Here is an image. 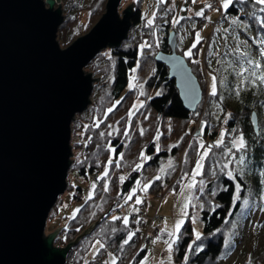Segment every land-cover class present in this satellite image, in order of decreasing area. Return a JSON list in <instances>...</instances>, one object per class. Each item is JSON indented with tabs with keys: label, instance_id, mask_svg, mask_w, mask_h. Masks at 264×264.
<instances>
[{
	"label": "trees",
	"instance_id": "trees-1",
	"mask_svg": "<svg viewBox=\"0 0 264 264\" xmlns=\"http://www.w3.org/2000/svg\"><path fill=\"white\" fill-rule=\"evenodd\" d=\"M155 1L158 4L157 0H136L134 8H137V10L134 13L132 30L129 33L128 39L123 43V46L121 45L119 48L110 49L112 51V58L115 62V73L112 76V84L109 88V103H105V105L100 101V105L97 107L96 104L92 105L84 114H78L77 118H75V121L72 123L74 128L72 131L74 137L73 143L75 138L78 139V137L81 136L80 133H83L86 129V138L84 141L87 149L85 154L83 153L84 147L81 143H76V145H74V150L78 148L79 152L76 157L73 153L75 160L71 161L72 170L70 174L72 175V173H75L76 177L86 180H89L91 176L94 178L96 175L99 181L97 182L95 180L96 192L94 197L89 202H86V204L79 209V213L76 214L75 218L61 229L62 233L56 238L54 243L67 246L73 243L77 237L79 238L87 228L89 229L92 226V224L99 221L94 232L88 233V235H86L75 247V251L78 253L77 261L82 264H87L99 257L106 258L109 253L115 254L118 261L117 264H124L125 261H129L131 264H141L149 253L148 249L141 247V241H143L142 234L146 230L147 221H149V219L136 218V213L134 212L133 215L129 217L128 225L125 226L122 217L117 220H113V217H117L115 214L121 211L122 206H126L128 202L131 203L136 201L137 197H143L144 203L146 196L158 198L166 191L168 192L177 187V189H179L182 186L181 181L185 177L180 175L179 178H176L177 174L175 172L170 173L169 176L157 174L158 170L163 167V164L165 165V161L173 159L175 152L169 153L163 150L158 152V141L155 142L150 140V136H152L156 126H145L143 128L145 130L143 132L145 133L143 140L146 139V137H148V140L139 143V147H135L134 145L136 141L139 140L136 137H132L134 135L133 132H131V130L129 131L130 133L126 131L130 114H128V106L124 104L128 98L132 97L133 93H136L134 92V88L128 90L132 73L138 71L136 80L140 81L139 74L146 70V68H142L141 71L142 54L153 48L160 52L164 51V53L172 52L174 42H170V37L174 34L175 38H177L176 48L178 46V40L180 39L179 32L181 27L178 25L173 26L172 23V19H174L173 13L175 11H173L171 0H167L165 4H158V8L155 11V21L158 20V22L155 26H147L145 24V21L148 19L146 13L154 9L153 2ZM97 2L100 1L98 0ZM101 2L103 3L102 6H99V3H92L91 5L93 10L92 21L95 17L97 18L88 26V29H91L98 18L100 19L106 12L104 0ZM77 3L78 2L74 0H64L63 6L64 12L66 13L65 23L61 25L59 33L66 46L75 38L73 32L68 30V25L72 23V20H75L73 15L75 10L80 9L76 5ZM262 7H264V5L256 4L254 0H233V4L227 9V12H225L229 15L227 21L231 17L235 18L237 26L239 24L244 25L245 28L257 34L258 39L264 41V11H261ZM164 8L166 14L160 15L159 11ZM168 9H171V11H167ZM167 14L168 16H166ZM166 17L169 19L167 20ZM223 24L224 23H222L221 28ZM88 29L80 35L88 33ZM133 37L136 38V40H141H137L138 42L135 41L132 45L131 41H134L132 40ZM151 37H154V39H151ZM153 40H155L154 43ZM212 40L213 39H211L208 44V49L205 52V57L207 58L206 68H210V72H213V68L209 66L210 63L208 64V56L213 48V46L210 45ZM99 56H102V54L100 53L98 57ZM153 59L155 62L151 70L154 69L155 71L147 80L149 88L157 92L147 101V107L150 108L153 115L156 114L162 119H167L174 125H177V121L190 122L192 118L197 117L198 112H203V108H205L206 112L204 114L206 117L204 120L207 122L206 128H208V126H213L214 130L218 131L224 125L228 132L225 137L228 144H231L233 139L239 137L242 132L248 146L244 153H238L236 157L237 160H239V157L243 154L245 156V163L241 165L242 169L240 171L236 170L234 180L228 177L227 170L223 167L224 160L227 158L225 156L227 152L223 151L224 148L220 147V149L214 150L215 152L209 151L210 154L206 158L203 175L201 174L199 177L212 181L207 191H205L204 196H201L204 202L208 198L213 201L212 203L209 201L207 204L204 203L205 206L201 212L204 226L203 235L200 240H195V237H193V226L186 224L180 232V239L173 245L175 248V258H177L176 264H219L220 259L222 261L224 259L222 254L225 248L226 235L223 234V231L230 225L234 216L238 214L241 206H243L239 202L234 203V197L237 194L236 184H240L243 193L246 192L247 189L249 191V187L251 186L248 187V184L253 182L259 184L257 180V178L259 179L258 173L261 171V165L264 163V129L260 126V131L257 133L252 123L253 118H251V116L254 111H257L258 115L263 113L264 93H259L258 95L250 92L245 93L237 101L232 102L230 99L226 98V93H224V90L222 91L221 88L217 96L213 97L211 94L207 93L208 89L201 83V87L204 90V100L198 106L197 113H189L185 110L182 104L183 102L180 100V91L176 87V80L174 81L170 78V70L165 64L159 65L157 64V60H155V58ZM92 65H94V61L91 66ZM194 70V72H197L198 76L201 74L198 68L195 67ZM217 78H219V76H217ZM227 81H230V79H227ZM117 102L119 105L113 107ZM109 109L112 111H109ZM219 111H223L222 113L226 114L222 115L221 113L220 120L215 121L214 116ZM229 112L232 114V117H229ZM138 113L139 114L135 115L131 121V123L136 126H139L138 123L141 121L144 123L152 121L149 119L151 116L146 118L140 111ZM112 115H114V117L109 121V118H107V120L104 118L105 116L108 117ZM227 115L229 120L227 119V122L223 123ZM122 116H124L125 119L124 122H122V127L120 128L119 125L115 127L121 130L115 132L114 126L111 124L117 123L116 121L118 118ZM140 116H142L141 121ZM80 120H82V122H80ZM103 126H109L111 132L114 131L111 138L101 141V137L95 139L96 136L94 132L93 135L89 133V128L93 127L94 130L100 131V128H103ZM138 131H140V129L135 128L136 134H138ZM219 131L212 134L211 138H214ZM206 132L205 136L207 137L210 132L208 129H206ZM163 136H165V134ZM134 153L138 155L136 160L133 159ZM141 153L150 159L146 162L142 161ZM216 156H218V158H216ZM220 156H223L222 159ZM126 158H128V161ZM140 162H144L143 168L138 171L134 170ZM187 163L188 166L184 167V170L188 172L190 165L193 164L190 160ZM234 164L235 162L232 165V170ZM172 169H169V172L172 171ZM105 172L108 173L107 177H104ZM184 174L186 175V173ZM157 176L161 177V179H155ZM68 180L70 182V179ZM69 182L68 188L71 187ZM149 182H151V186L148 188L147 192L142 191L143 185ZM256 188L257 191H259V187L256 186ZM78 191V194H81L83 189L78 188ZM129 195H132L131 200L127 199ZM52 214H50V216ZM129 232H135V235L132 236L128 244H124L123 241L127 239ZM98 240L103 243L105 247L101 248L98 256H95L93 259H88L92 245ZM259 254L261 258L264 255V250ZM253 264L256 263L254 262Z\"/></svg>",
	"mask_w": 264,
	"mask_h": 264
},
{
	"label": "water",
	"instance_id": "water-1",
	"mask_svg": "<svg viewBox=\"0 0 264 264\" xmlns=\"http://www.w3.org/2000/svg\"><path fill=\"white\" fill-rule=\"evenodd\" d=\"M124 0H109L107 12L87 35L67 49L57 36L64 24L63 0H0V264H65L69 252L98 222L64 248L61 228L45 233L59 198L68 191L73 160L72 123L91 106L95 81L85 68L104 50L129 37L134 5L120 16ZM160 52L189 113L203 102L188 59ZM256 132L259 118L252 113Z\"/></svg>",
	"mask_w": 264,
	"mask_h": 264
},
{
	"label": "rangeland",
	"instance_id": "rangeland-1",
	"mask_svg": "<svg viewBox=\"0 0 264 264\" xmlns=\"http://www.w3.org/2000/svg\"><path fill=\"white\" fill-rule=\"evenodd\" d=\"M74 1L78 2L76 5L80 9L75 10L73 14L75 20H72V23L68 25V30L73 32V34L75 35V38L73 37L74 40L70 42L68 46L73 45L78 38H81L91 32L93 27L102 18H98L97 22L92 25L91 29H88V26H90L91 23H93V21H95L97 18L95 17L92 21V3H99V6H102L103 3L101 1L103 0H99L100 2H97L98 0ZM108 1L109 0H104L105 10ZM135 2L136 0L122 1L119 11L121 18H123L122 15L124 11H127V8H129V6H135ZM153 3L154 9L146 13L148 18L147 21L153 18V13L158 8V4L156 3V1ZM171 4L173 6V11H175L173 13L174 19H172L173 26L178 25L179 27H181V30L179 32L180 39L178 40L176 53L179 56L188 59L187 62L189 66L191 67V69H193V73L199 79L200 85L201 83H203L206 86V89H208V94H210L211 90L212 76H215L217 79V92L221 88L222 91L224 90L223 92L226 93V98L230 99L232 102L237 101L245 93L250 92L256 95H258L259 93H264V86L253 87L251 84H249L244 90L240 91L239 96L236 94L237 86L240 84V77L237 75V73L242 71L243 68L248 67L247 59L259 61L261 64L264 63V56L260 55L261 49H264V41L258 39L257 34H254L250 30L245 28L244 25L239 24L237 26L236 24H233L232 21L235 20V18L233 17L229 18L228 21L226 20L223 24V27L220 28V26L218 25L219 22L217 21L221 16L220 13L223 8L221 7V3L219 2L211 4V0H197L196 3H192V0H187V2H185V0H171ZM208 4H210L212 7H206V5ZM216 9H219V11H217ZM136 10L137 8H135V11ZM199 11H203L204 16L210 19H205L200 16H197L196 13ZM165 13V8L159 11L160 15H165ZM65 14L64 17L66 16ZM166 16H168V14ZM166 18L167 20L169 19L168 17ZM177 19L179 20V23H175ZM155 20L156 19H154L153 24L151 26H155L157 24L158 20ZM147 21H145V24L149 26ZM87 29L89 30L88 33L80 35ZM197 33H200L203 39L195 48H193V43L195 41ZM151 39H154V37H151ZM211 39L213 40L210 45L213 46V48L210 51V55L208 56V64L210 63L209 66L213 68L212 71L214 73L209 71L210 68H206L207 58L205 57V52L208 49V44L210 43ZM57 40L58 43H60L61 45V49L65 50L68 48V46L64 44L60 33L57 36ZM132 40H134L131 41L133 45L135 41L138 42L137 40L141 39L136 40V38L133 37ZM154 41L155 40H153V43ZM121 45L123 46V44ZM110 49L111 48L104 50L103 53H101L102 56H97L98 58L96 57L93 60L94 65L91 66L93 62L92 61L90 65L85 68V72L89 75L92 74L91 76L95 81V86L92 93L93 96H91V106L96 104L97 107L98 105H100V101L102 104L109 103L108 93L109 88L112 84V76L115 73V62L112 58V51ZM189 50L192 51L191 57H188L186 55ZM159 53V50L153 48L152 50L146 51L144 52V54H142L141 71L142 68H146V70H144L145 72L143 71V73L139 74L140 81L136 80V74H138V71H135L131 75L128 90L134 88V92L136 93H133L132 97L128 98L126 103L124 104L125 106H128V114L131 113V115L129 116V122L127 126L128 128L125 129L127 132H129L130 130L131 132H133L134 135L132 137H136L139 140L136 141L134 145L135 147H139V143H141L142 141L146 142V140H148V137L143 140L145 133L141 134V130H143L144 132L145 130L143 128L145 126H156V129L154 130L152 136H150V140H153L155 142L158 141V152L161 150L169 153L175 152V156H173V159H171L170 161L169 159L165 161V165L163 164V167L158 170L157 174L159 173V175L162 174L169 176L170 173L175 172L177 174L176 178H179L180 175H183L185 177L181 181L182 186L179 189H177V187L173 190H169L168 192L166 191L164 192V194H162V196H159L158 198L149 196L150 199L145 202L146 206H144L143 202L140 204H136L135 201L131 203L128 202V204L124 207L122 206L121 211L116 213L115 215L117 217H122V219L124 217H127L129 221V217H131L130 214L134 212L136 213L137 218L140 206L143 205L144 209L146 210V217L149 219V221L150 219H154V216L156 214L159 217L161 216L163 218L161 220V228H163V230L165 229V227H167L168 231H171L174 228L175 223L183 219L184 223L182 225L181 230L185 227L186 224H189L193 226V237H195L196 232H199L202 237L204 226L202 220L203 215L201 214V212L205 204L208 203V201L210 203H212L213 201L209 200L208 198L204 202L203 198L201 197L204 196L205 191H207V188L208 186H210L212 181L209 179L206 180L199 178L201 174L195 175L194 177L198 162L201 161L200 153L204 152V150L209 148V146H211L210 151L213 152H215L214 150L216 149H220V147L216 146V143L220 139L222 133L225 134L224 145L221 146L224 148L223 151L227 152V149L232 146V142L231 144H228L225 139L226 133L228 132L226 131L224 125L219 129L220 131L218 130L219 133L214 138H211L212 134L217 133L218 131L214 130L213 126H208V128H206L207 122L204 120L206 117V115L204 114L206 112L205 108H203V112H198L197 117L192 118L190 122L177 121V125H174L167 119H162L156 114H152L150 108L147 107V101H149V99L157 92L149 88L147 80L155 71L154 69L151 70V67H153L155 62L153 58H155L156 60V57ZM245 53L247 54L246 57L244 56ZM168 54H171V51ZM193 67H196L200 70L199 72L201 74H199V76L197 75V72H194L195 70ZM245 75H247V73H245ZM217 76H219V78H217ZM227 79H230V81H227ZM141 104L143 106H141ZM118 105L119 104L117 102L113 107H116ZM139 111L144 114L143 116H146V118H149L151 116V118L149 119L152 121L144 123L143 121H141L142 116H140L141 122L138 123L139 126H136L135 124L131 123L134 116L139 114ZM222 112L223 111H219L215 114V121L220 120V115ZM254 112L257 113V111ZM225 114L226 113H222V115ZM229 114L231 113L229 112ZM124 116L118 118V120L116 121L117 123L111 124L114 126L115 132L121 130L115 127L116 125H119L120 128L122 127V122H124L125 120ZM257 116L259 118V127L262 126V128L264 129V111L260 115H258L257 113ZM113 117L114 115L108 117L105 116L104 118L106 120L107 118H109V121L113 119ZM227 117L228 115L226 116V119L223 123L227 122ZM80 122H82V120H80ZM135 128L140 129V131H138L139 136L135 133ZM206 129H208V131L210 132L207 137L205 136V134L207 133ZM114 131L111 132L109 126H103V128H100V131L94 130L93 127L89 128V133L93 135L94 132L96 136L95 139L101 137V141L111 138ZM84 132L80 133L81 136H79L78 139L75 138L74 143V137L72 135L73 139L71 140V148H73L74 150V145H76V143H81L84 147L83 153L86 154L87 148L85 145L86 143L84 141L86 138V129L84 130ZM164 134L165 136H163ZM157 137H159V139H157ZM201 142H203V148L200 147ZM78 152L79 149L76 148V150H74L73 152L75 157L77 156ZM238 153L240 152H236V150L233 149V154L236 157L238 156ZM209 154L210 152L208 151L207 156L202 161V175L204 171V166L206 165L205 161ZM133 155V159L136 160L138 157L137 153H134ZM225 156L227 158L226 160H224V164L228 163L229 159H231V157L227 154H225ZM72 158L73 160H75L74 156ZM216 158H218V156H216ZM126 159L128 161V158ZM189 160L193 165H190L189 171L187 172L184 170V167L188 166L187 162ZM144 162H140L138 163V165H142L141 168H143ZM233 163L229 165V168H226V172L231 170L234 175L236 173V170L240 171L242 169V166L235 162L232 170ZM169 169H172V171L169 172ZM261 172H264V163L263 165H261V171L258 173L259 179L257 178V180L259 181V184H255V182L248 184V187H251H249V191L247 189L244 193L242 192L241 188L239 190L236 189V192L238 191L239 199H236L234 197V203L239 202L243 206H241V209L239 210L238 214L234 216L230 225L226 227V229L223 231V234L226 235L224 244L225 248L223 249L222 254L224 259L223 261L220 259L219 264H253L254 262L256 264H264V255L260 258L261 255L259 254L261 251L264 250V176L261 175ZM184 173H186V175ZM68 179H70L69 183L71 187L68 188V191L65 192L64 195L59 198V203H57V205H55L54 209L52 210L53 214L49 216L47 222L48 225L45 230L47 236L53 234V232L60 228L62 229L66 224H69V221L73 220L76 214L79 213V211L77 212L76 210L80 209L84 204H86V202H89L94 197V194L96 192V182L92 176L89 178V180H86L78 178L76 177L75 173H72V175L69 174ZM190 184L193 185V187L189 188L188 185ZM93 185H95V189H93ZM255 185L259 187V191H257ZM78 188L83 189L80 199L77 198V194L79 192ZM139 198L143 201V197ZM188 198H190V200ZM244 200L248 201L247 205L243 203ZM186 202L188 203V207L186 210H184L185 214L182 215V209ZM149 221H147L145 231H147L148 229ZM163 230L160 239H158V241L156 242V247L151 248V250H149V253L147 254L144 261L141 262V264H176L177 258H175L174 254L175 248L173 246L172 253H168V245L166 241H168L169 237L166 233H164ZM145 231L143 232V234L145 233ZM57 246L60 247L61 245L55 243V247ZM62 247L64 248L66 246ZM96 248H99V244H97V242L92 245L89 251L90 254L88 259L95 258ZM163 255H165V257H163ZM112 257L116 258L115 254L109 253V255L106 257V260L107 262H109V264H111ZM117 262L118 261L116 258V264Z\"/></svg>",
	"mask_w": 264,
	"mask_h": 264
},
{
	"label": "snow or ice",
	"instance_id": "snow-or-ice-1",
	"mask_svg": "<svg viewBox=\"0 0 264 264\" xmlns=\"http://www.w3.org/2000/svg\"><path fill=\"white\" fill-rule=\"evenodd\" d=\"M158 4H165L167 3V0H157ZM185 2H187V0H185ZM197 0H192V3H196ZM254 3L256 4H260V5H264V0H254ZM233 4V0H221V7L225 10V12H227V9ZM206 7L211 8L212 6L210 4L206 5ZM217 11H219V9H216ZM167 11H171V9H168ZM261 11H264V7L261 8ZM166 14V13H165ZM197 16H200L202 18L205 19H210L208 17L204 16V12L203 11H199L196 13ZM155 19V12L153 13V18L149 19L147 21L148 25L151 26L153 24V21ZM175 23H179V20L177 19L175 21ZM233 24H236L237 21L233 20L232 21ZM203 37L200 35V33L196 34L195 37V41L193 43V48H195L201 41H202ZM150 46V45H149ZM186 55L188 57L192 56V51L189 50ZM260 55L264 56V49H261L260 51ZM244 56L246 57L247 54L245 53ZM247 64L248 67L243 68L242 71L238 72L237 75L240 77V84L237 86V91L236 94L239 96L240 91L244 90L249 84H251L253 87H262L264 86V64H261L259 61H254L252 59H247ZM245 73H247V75H245ZM143 94V93H142ZM159 94V93H158ZM210 94L215 97L217 96L218 92H217V79L215 76H212V83H211V90H210ZM141 106H143L141 104ZM109 111H112L111 109H109ZM131 115V113H130ZM229 117L231 116V114H228ZM141 134H143V130H141ZM224 133L221 134L220 139L217 141L216 146L217 147H221L224 145ZM157 139H159V137H157ZM178 146V145H177ZM200 147L203 148V142H201ZM247 143L244 139L243 133L241 132L239 137L235 140H233L232 142V146L230 148L227 149V155L231 157V159H229L228 163L224 164V168H229V165H231L233 162H236L240 165H244L245 163V156L242 154L239 157V160H237L236 156L233 154V149L236 150V152H240V153H244L247 149ZM211 150V146H209V148L205 149L204 152L200 153L201 156V161L198 162L197 168L195 170L194 173V177L195 175H200L202 174V167H203V159L207 156L208 151ZM122 158V157H121ZM148 159H150L149 157L145 156L143 153H141V160L142 161H147ZM111 163V162H110ZM142 167V165H137L136 169L134 170H140V168ZM242 174V173H241ZM108 173L105 172L104 173V177H107ZM227 175L230 179H235V176L233 175V172L231 170H229L227 172ZM261 175L264 176V172H261ZM155 179H161V177L157 176ZM151 186V182H149L148 184L143 185L142 191L147 192L148 188ZM189 188L193 187V185H188ZM93 189H95V185H93ZM236 189L239 190L240 189V184L237 183L236 184ZM107 190V189H105ZM134 194V193H133ZM236 199H239V195H238V191L237 194L235 196ZM128 200L132 199V195H129ZM190 200V198H188ZM127 202V201H126ZM143 201L137 197L135 203L136 204H140ZM243 203L245 205L248 204L247 200H244ZM188 207V203L186 202L183 206L182 209V215L185 214V211ZM77 212L79 211V209L76 210ZM138 211V210H137ZM117 219H121L120 217H113V220H117ZM129 223L128 218L124 217L123 218V224L125 226H127ZM184 223V220L181 219L179 221H177L175 223L174 228L171 231H168L167 227H165V229L163 230L164 233L167 234V236L169 237L168 241H166L168 247H167V251L169 254L172 253L173 251V245L176 244L178 242V240L180 239V230L182 228V225ZM166 224V222H165ZM135 235V232H129L127 239H125L123 241L124 244H128L130 242V240L132 239V236ZM195 237L196 240H200L201 239V234L199 232L195 233ZM159 239V237L157 238ZM157 241L154 240L153 243H156ZM97 244H99V248L95 249V255L98 256L100 254V248H104V244L100 243L99 241H97ZM191 250V249H190ZM169 260H170V255H169ZM105 264H109V262L105 261ZM111 264H116V258L112 257L111 258Z\"/></svg>",
	"mask_w": 264,
	"mask_h": 264
},
{
	"label": "built area",
	"instance_id": "built-area-1",
	"mask_svg": "<svg viewBox=\"0 0 264 264\" xmlns=\"http://www.w3.org/2000/svg\"><path fill=\"white\" fill-rule=\"evenodd\" d=\"M216 2L221 3V0H211V4L213 3L215 4ZM220 15L221 16L219 17L217 22H219L218 25L221 28L222 23H224L228 19L229 15L226 14L225 11L223 10L221 11ZM94 178L97 182L99 181V178L96 175ZM77 195H78L77 198H80L82 193L77 194ZM149 199L150 197L146 196V200H144V206H145V202ZM144 206L143 205L140 206L137 218L140 217V218H145L148 220V218L146 217V210L144 209ZM154 217H155L154 219H150L149 224H148V229L147 231H145L142 237L143 241L141 243V247L144 249H148V250H151V248L156 247V243H153V241L154 240L158 241L157 239L158 237L160 239L161 233L163 230V228H161V220L163 218L161 216L159 217L157 214ZM59 248H63V247L60 246ZM69 253L70 254L67 256L65 264H82V263H79V261H77L78 253H76L75 249L71 250ZM163 257H165V255H163ZM105 261H107L106 258L99 257L98 259L90 261L87 264H105ZM124 264H131V262L125 261Z\"/></svg>",
	"mask_w": 264,
	"mask_h": 264
},
{
	"label": "crops",
	"instance_id": "crops-1",
	"mask_svg": "<svg viewBox=\"0 0 264 264\" xmlns=\"http://www.w3.org/2000/svg\"><path fill=\"white\" fill-rule=\"evenodd\" d=\"M131 215H133V213H132V214H130V216H131Z\"/></svg>",
	"mask_w": 264,
	"mask_h": 264
}]
</instances>
